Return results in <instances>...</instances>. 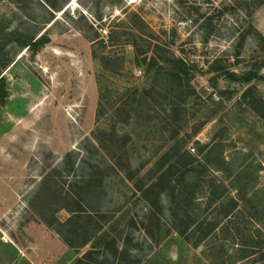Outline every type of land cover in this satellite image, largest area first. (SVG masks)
<instances>
[{"label": "rangeland", "instance_id": "1", "mask_svg": "<svg viewBox=\"0 0 264 264\" xmlns=\"http://www.w3.org/2000/svg\"><path fill=\"white\" fill-rule=\"evenodd\" d=\"M258 1L0 0V264H264ZM173 145L196 245L152 185Z\"/></svg>", "mask_w": 264, "mask_h": 264}, {"label": "trees", "instance_id": "2", "mask_svg": "<svg viewBox=\"0 0 264 264\" xmlns=\"http://www.w3.org/2000/svg\"><path fill=\"white\" fill-rule=\"evenodd\" d=\"M264 3V0H259L255 6L258 8L260 5ZM174 66V70L176 71V76L180 74L187 73V67L185 63L181 60L172 61ZM174 137V135H173ZM173 149V156H177L174 161L169 163L167 166L168 168L165 169L156 179V181L152 184L157 185L162 179L166 178V182L169 188V196L171 197L168 203V211L171 215L170 225L171 228L179 233L181 237L185 240L190 241L194 240L193 243L196 245L201 240H203L206 236H208L217 226L218 221L213 220L204 224V221H196L194 214L191 213L194 207L197 206L195 203V192L197 188H201L202 180L198 179L194 183H189L186 180V176L189 173L198 172L197 168L195 167V162L197 161L195 156L192 155L189 151H182L180 152L179 146H174ZM180 152V153H179ZM170 154V156H172ZM170 156L164 154L163 157L155 163L157 169L163 167L169 160ZM209 161V159H208ZM218 185L215 183H210L209 188L213 192L217 190ZM214 196L208 202V204H212L218 202L221 197ZM231 202L233 203L232 207L235 209L238 204V201L235 198H231ZM220 203V201H219ZM218 203V204H219ZM222 204V203H221ZM219 214L227 215V211H225L224 206H220ZM229 212V211H228ZM78 229H76V232ZM87 231L85 232V234ZM88 240V235H85L82 238V242ZM75 264H85L82 259L78 260Z\"/></svg>", "mask_w": 264, "mask_h": 264}, {"label": "crops", "instance_id": "3", "mask_svg": "<svg viewBox=\"0 0 264 264\" xmlns=\"http://www.w3.org/2000/svg\"><path fill=\"white\" fill-rule=\"evenodd\" d=\"M264 10V4H262V6L259 8V11H263ZM257 28L259 29V31L262 33V35L264 36V15L262 17V20H260V23L256 25Z\"/></svg>", "mask_w": 264, "mask_h": 264}]
</instances>
